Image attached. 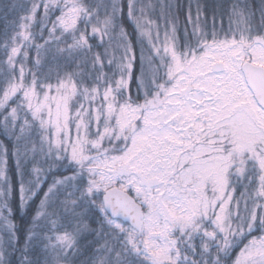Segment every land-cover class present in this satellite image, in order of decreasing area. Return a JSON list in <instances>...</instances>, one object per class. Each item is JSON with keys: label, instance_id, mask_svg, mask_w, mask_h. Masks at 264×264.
Returning a JSON list of instances; mask_svg holds the SVG:
<instances>
[{"label": "snow or ice", "instance_id": "obj_1", "mask_svg": "<svg viewBox=\"0 0 264 264\" xmlns=\"http://www.w3.org/2000/svg\"><path fill=\"white\" fill-rule=\"evenodd\" d=\"M206 11L0 0V264H264V0Z\"/></svg>", "mask_w": 264, "mask_h": 264}, {"label": "rangeland", "instance_id": "obj_2", "mask_svg": "<svg viewBox=\"0 0 264 264\" xmlns=\"http://www.w3.org/2000/svg\"><path fill=\"white\" fill-rule=\"evenodd\" d=\"M181 2L182 3L185 2V4H186V0L185 1L181 0ZM200 2H201L202 5H206L207 6V11H206L205 15L207 14L208 17H207V21L206 22L208 24L209 29H211V26H212V9L214 8V6H217V5L221 4V3L227 4L228 0H226V1H224V0H200ZM255 3L257 5H259V0L255 1ZM181 17H183L182 13H181ZM180 23H182V22H180ZM182 26H183V24H181V27ZM225 27H227V22L226 21H225ZM218 29H219V19H217V30ZM134 84L135 83L131 84V88H132L133 92L135 91V87H136V85L134 86ZM129 194L132 195L134 193H129Z\"/></svg>", "mask_w": 264, "mask_h": 264}, {"label": "trees", "instance_id": "obj_3", "mask_svg": "<svg viewBox=\"0 0 264 264\" xmlns=\"http://www.w3.org/2000/svg\"><path fill=\"white\" fill-rule=\"evenodd\" d=\"M185 1V0H184ZM224 1H226V0H224ZM255 1H257V0H253V2L255 3ZM4 2H7V0H4ZM186 3H187V0H186ZM229 3H231V0H228V2H227V4H229ZM184 4H185V2H184ZM256 4V3H255ZM257 5V4H256ZM258 6V5H257ZM211 7V6H210ZM214 7H216V6H214ZM207 15V14H206ZM182 16H183V13H182ZM207 17H208V15H207ZM11 18V17H10ZM182 18V19H181ZM183 19H184V17H181L180 16V22H182L181 24H183ZM3 30V21L1 20L0 21V31H2ZM129 31H131V29L129 28ZM134 86H135V84H134Z\"/></svg>", "mask_w": 264, "mask_h": 264}]
</instances>
